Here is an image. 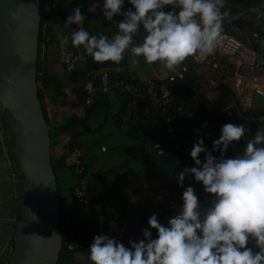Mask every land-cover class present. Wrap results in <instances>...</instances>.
<instances>
[{"label": "clouds", "instance_id": "9594fccd", "mask_svg": "<svg viewBox=\"0 0 264 264\" xmlns=\"http://www.w3.org/2000/svg\"><path fill=\"white\" fill-rule=\"evenodd\" d=\"M127 3L131 7L124 10L125 0H104L106 20L123 17L118 33L111 39L90 35L81 27L72 32V45L82 46L97 63L110 61L118 65L130 50L148 65L159 64L175 72L189 57L203 59L215 54L224 19L230 15V11H222L225 0ZM166 7L171 10L165 11ZM83 19L81 8L76 7L65 24L79 25ZM141 30L144 36L137 43L134 38ZM62 42L67 44L68 37ZM139 62L132 60L134 66ZM244 135L243 125H223L212 148V152H219V158L209 152L203 138L193 144L190 156L195 167L178 174V186H183L186 176L194 177L212 197L206 207L189 186L182 193L181 209L167 226L153 214L143 238L129 240V247L108 235L95 236L89 247L91 264H264V129L247 141L242 154L225 158L229 147ZM152 230L157 234L155 238Z\"/></svg>", "mask_w": 264, "mask_h": 264}, {"label": "crops", "instance_id": "0c3cea01", "mask_svg": "<svg viewBox=\"0 0 264 264\" xmlns=\"http://www.w3.org/2000/svg\"><path fill=\"white\" fill-rule=\"evenodd\" d=\"M260 1L262 0H225V8L222 9V11H230V15L224 19L223 29L234 35L232 28L236 30L237 28L232 27L230 22L236 18L251 20L244 11ZM93 6H96V1L89 4L88 8L92 10L94 8ZM56 7L61 10L59 6ZM130 7L131 5L125 0L124 10H127ZM80 8L82 10V7ZM164 10L169 11L171 8L166 7ZM66 15L69 16L68 14ZM93 19H96L97 23L96 36L99 37L103 35L111 39L118 33V23L123 17H114L112 21H108L104 18L103 12L101 15L89 12L84 16L81 24L75 25L81 27L82 25L88 24L90 35H94L95 24L92 23V26H90V21ZM59 25L60 24H58L57 29L55 28L54 32H58L61 37H63V33H65V35L70 38V41L68 42L72 45V32H70L66 26L62 27ZM99 29H102L103 32ZM143 36L144 33L143 30H141L134 39L139 43L142 41ZM73 47L81 54L83 52L86 53V50L82 46ZM134 59H139L140 62L138 65L134 66L132 64V60ZM204 59L205 58L196 59L195 57H189L182 65L178 66L175 72H169L159 64L148 65L144 62L142 57H134L130 50H126L124 53V59L121 62L126 64L129 78L140 83H144L148 80L163 82L166 81L169 76L177 74L182 66L194 65L192 73L194 76L196 75L195 79L198 85V88L194 90L196 95L194 100H197L198 96H203L208 101L212 102L221 96V89H224L225 92L228 90L232 95V102L228 107H241L242 111L248 109L259 111L264 109V92L260 93L258 91V88L264 87V79L255 81L244 80L239 90L234 91V69L227 65L223 59H220L219 69L213 70L203 65ZM45 70L48 74L57 78L67 75L68 70L64 66L63 70L61 69L57 45L55 44L50 46L49 51L46 54ZM168 85L170 84L165 82L161 84L160 88L167 87ZM254 95L256 96V99ZM52 96L53 92L51 90L42 91L41 102L47 119L53 124V127H58L72 114V109L64 107L60 110H55L50 103ZM116 96L117 95L114 93L112 99L116 100ZM244 100L250 101V107L242 105ZM128 107V112L130 113L127 112L128 116H126V119L130 114L135 116L136 112L139 110L134 102ZM228 107L225 109V113L228 112ZM140 109L144 111L142 116L144 117V121H146L149 118L150 113L155 109L159 110V107L153 99L147 96L146 102L142 103ZM135 117L138 118L139 115H136ZM160 118L163 120L162 113H160ZM111 122L113 123L112 119ZM113 126L115 125L113 124ZM117 129L121 130L124 135L132 140L130 145H128L129 143L127 145L125 144L123 152L127 154L125 149L135 145L140 149V152L136 153L139 156L142 155V157L139 158L138 161H124V164L121 166L125 173L123 176H115L114 178H111L112 175H115L112 171L110 177L101 187V199H98L95 203L91 202V205L88 207H78L75 204L74 199L70 196V189L68 188L67 190L68 198L66 202L71 203L75 211H78L80 208H87V210L75 215L73 224L76 227H79L80 225L88 227L86 238L89 243H93L95 236L104 234L123 243L125 247H129V240L138 241L143 238V230L149 229L148 219L153 214L157 216L160 223L167 226L168 220L178 214L181 209L183 203L182 193L189 186L194 188L202 205L206 207L209 204L212 197L204 192L203 187L200 186V183L195 181L194 177L190 175L186 176L184 180L185 186H178V174L183 171V168L179 166L181 163L178 160L174 163L173 155L164 157L162 161H158L157 158L159 156L155 155L152 148L154 141L147 133V129L141 131L144 136L137 140L129 134L128 127ZM261 129H264V125L259 128V130ZM59 144L55 146L53 151L55 158L59 156L61 157L67 151V149H64L65 152L61 155ZM193 144L194 143L189 142L191 147ZM13 148L14 142L8 122L0 116V264H7L10 259L12 245L17 231L18 210L21 203L22 176L20 171L14 165ZM81 149L84 157L85 151L83 147H81ZM107 152L108 149L106 152L102 153ZM127 156L129 158L132 157L129 154H127ZM225 158H229V155L226 153ZM126 159L128 158L126 157L125 160ZM164 165L170 167L167 169H161ZM84 167L86 169L85 176L87 168L85 165ZM190 168L192 167L190 166ZM70 173L75 182V178L71 171ZM74 182H72L71 186L74 185ZM87 186L92 187L88 184ZM63 208L65 212H67L68 208L65 206ZM156 235V232L152 230L153 238H155ZM80 243L82 244L84 241H81ZM78 246L79 241H77L70 233L68 250L69 252H73L74 260L73 262H70L69 258V264H91L88 259L89 250L80 251L78 250ZM253 250L258 251L254 246Z\"/></svg>", "mask_w": 264, "mask_h": 264}, {"label": "trees", "instance_id": "16d2710c", "mask_svg": "<svg viewBox=\"0 0 264 264\" xmlns=\"http://www.w3.org/2000/svg\"><path fill=\"white\" fill-rule=\"evenodd\" d=\"M45 3V6H47V8L43 11ZM54 7V0H42L41 18L38 34L36 82L38 86V98L40 102L42 98V91L51 90L53 92V96L51 97L50 103L53 105L55 110H60L64 107H69L74 110L62 125L51 128L49 126L48 119L45 115L41 102L44 119L48 125L51 141L50 161L55 175L56 188L59 199V228L65 236V241L62 242L59 258L56 264H65L66 260L67 264H69V257L66 258L68 246H66L65 242L69 244L70 233L77 241H79L78 250L80 251L89 250L91 243H89L86 238L88 227L84 225H80L79 227L74 226L73 222L67 219V212H65L64 209L62 210L57 173L59 170L64 168V155L57 159L54 157L53 152L55 146H57L61 142L62 136L71 134V138L65 143L64 149L72 150L73 148H81L82 146L79 139H81L88 133L101 131L104 125L107 123L108 118L111 117L115 127H128L129 134L135 140L144 136L142 135L141 131L147 129V133L150 135V138L153 139L154 142H159L162 146L168 147L170 149L171 153L169 156L173 155L174 163L176 160H178L181 163L179 165L181 168H183L185 164H189L191 167H195V164L190 156L192 147L189 145V142L196 143L198 138H203L204 145L207 147L209 152H212L213 141L219 139L221 135V128L223 127V125H225L226 123H237L239 125H243L245 128L244 137H242V140L240 142L231 145L226 152V154L229 155V158H233L236 155L242 154L247 141L254 138L255 133L262 125H264V119H262L264 118V109L259 111H253L251 109L242 111L241 107H228L232 102V95L228 90L225 92L224 89H221V96L212 102L208 101L203 96H198L197 100H194V97H196L194 90L198 88L197 81L195 79L196 75L194 76L192 73L194 65L184 66L186 67V72L184 73V79L181 81L169 83L168 81L159 82L153 80L155 85L154 92L157 93L161 91V84L165 82L167 84H170L164 88L170 89L172 91L175 102H173L172 106L166 107L164 112L160 108L159 110L155 109L150 113L149 118L146 121H144V117L142 116L144 111L140 109L142 103L146 102V85L136 80H131L127 73L126 64H124L123 62L118 65L110 61L105 63H97L91 56H86V53L83 52L82 55L85 58L83 64L67 71V75L61 78L51 76L45 70L46 54L52 44L56 45L58 40H62L63 38L58 32H54L55 28L53 26V19H58V24H64L70 30V32L76 31L81 27L89 32L88 24L82 25L81 27H78L75 24H65L68 16L64 14L63 11H61L58 7ZM57 28L58 26L56 27V29ZM235 37L240 39L237 36ZM68 41H70L69 37ZM102 69L109 70L111 73V78L113 80H122L126 83L140 85V87L143 89V91H141L140 97H127L115 89H100L97 90L92 105L87 106L84 102V82L86 79H89V77H87L88 75ZM95 81V85L98 86V80ZM114 93L117 95L116 100L112 99V95ZM133 102L139 109L136 112L135 116L139 115V117L137 118L130 114L126 119V116H128L127 114L130 113L128 112V106ZM227 107L228 112L225 113V109ZM160 113L163 114L164 118L168 117L171 119L175 128V140L172 141L166 134L164 130L165 119L162 120L160 118ZM101 115H104V118L100 120L99 117ZM176 143L180 145V149H174V145ZM125 151L127 152V154L131 155L134 160L138 161L139 158L142 157V155L139 156L136 153L140 152V149L135 145L132 147H127ZM132 152H135L136 154L133 155ZM212 155L218 158L219 152H212ZM199 158L203 162L204 154H201ZM111 174L112 170L103 172L99 177H97L92 187L87 186V194L90 197L91 202L95 203L98 199H101V187L107 181ZM200 186H202V184ZM72 187L73 185L69 187L71 198H73L71 195ZM19 218L20 206L18 210V221ZM81 241H84V243L81 244Z\"/></svg>", "mask_w": 264, "mask_h": 264}, {"label": "water", "instance_id": "95a60500", "mask_svg": "<svg viewBox=\"0 0 264 264\" xmlns=\"http://www.w3.org/2000/svg\"><path fill=\"white\" fill-rule=\"evenodd\" d=\"M41 3L42 0H0V116L11 130L14 165L22 176L20 218L8 264H56L65 241L59 228L49 129L36 82ZM58 21L54 20V27ZM230 25L257 50L255 35L261 33L251 21L236 18ZM70 138L71 134L62 136L61 155Z\"/></svg>", "mask_w": 264, "mask_h": 264}, {"label": "built area", "instance_id": "2783aa9c", "mask_svg": "<svg viewBox=\"0 0 264 264\" xmlns=\"http://www.w3.org/2000/svg\"><path fill=\"white\" fill-rule=\"evenodd\" d=\"M250 17L255 28H258L261 35L256 36L258 48L254 50L246 46L240 39L229 34L223 29L222 39L217 44V49L214 55L207 56L203 65L213 70H218L220 67V59H223L227 65L234 69L233 90L238 91L244 80H260L264 79V0L256 3L252 7L244 11ZM57 52L60 63L69 71L76 66L84 63L85 58L77 51L70 43H63L61 39L57 42ZM118 71V69H117ZM186 67L182 66L179 72L175 75L169 76L166 81L176 82L184 79ZM89 79L84 82V102L87 106L92 105L97 90L115 89L127 97H140L143 89L140 85L126 83L125 81H116L111 78V73L107 69H102L88 75ZM98 80L99 85H95ZM146 85L147 96L153 99L159 108L164 112L166 107L173 105L174 97L170 89L161 88L159 93L154 92V81L148 80L144 82ZM262 88V89H261ZM258 88V91L264 92V87ZM242 105L250 107V101L244 100ZM181 109V108H179ZM72 109V113H73ZM165 119V132L173 141L175 140V128L170 118ZM174 149H179L180 145L176 143ZM156 156H168L171 151L168 147L162 146L159 142H154L152 146ZM102 152H106L105 146L101 147ZM64 167L68 168L74 178L75 182L72 187L71 195L78 207H88L91 205V199L87 194V184L84 180L85 167L83 164V151L81 148H73L67 150L64 154ZM185 168H190L188 164ZM185 183H183L184 187Z\"/></svg>", "mask_w": 264, "mask_h": 264}, {"label": "rangeland", "instance_id": "374dc122", "mask_svg": "<svg viewBox=\"0 0 264 264\" xmlns=\"http://www.w3.org/2000/svg\"><path fill=\"white\" fill-rule=\"evenodd\" d=\"M95 1H96V6H93L94 8L90 10L88 8V5ZM54 3H55V7L59 6L61 8V11H63L64 14H68V15L72 14L73 9H75L76 7H82L81 11L83 16H85L89 12H92L97 15H101L102 11L100 10L103 9L104 0H99V1L98 0H54ZM45 5L46 3L44 4L43 11L47 8V6ZM91 21H90V26H92L91 25L92 23L95 24L94 35H97L96 19H93ZM53 23H54V19H53ZM61 26L65 27L64 24H61ZM232 29H233V34L239 37L246 46L250 47L248 39L236 29L234 28ZM99 30L103 32L102 29ZM63 37H67L65 33H63ZM86 56H89L87 52H86ZM39 62H40V58H39ZM254 97L256 99L255 95ZM103 118L104 115H101L99 117L100 120ZM111 119H112L111 117L108 118L107 123L104 125L101 131L88 133L82 139L79 140L81 146L85 151V155L83 157V164L86 166L87 172L86 175L84 176V180L89 186H92V184L95 182L97 177H99L103 172H106L110 169L115 173V175H112L111 178H114L115 176L119 177L125 175L121 167L124 164V161H131V162L134 161L132 157L129 158L127 154L123 152L125 144L127 145L129 143L128 145H130L132 143V140L128 136L124 135L121 130L113 126ZM48 123L49 126L53 128V124L49 120ZM102 146H105L108 149L107 153L101 152L100 148ZM132 154H135V152H132ZM126 157L128 159L125 160ZM163 159L164 156H159L157 158L158 161H162ZM168 167L170 166L164 165L163 167H161V169L164 168L167 169ZM57 177L59 180V193H60L62 210L64 209L63 206L68 208L67 210L68 219L71 222H73L75 219V215H77L79 212L87 210V208H80L78 211H75L71 203L66 202L68 198L67 190L71 186L72 182H74L70 170L64 167L63 169L58 171ZM66 255H68V257L70 258V262H73L74 260L73 252H69L67 250Z\"/></svg>", "mask_w": 264, "mask_h": 264}]
</instances>
